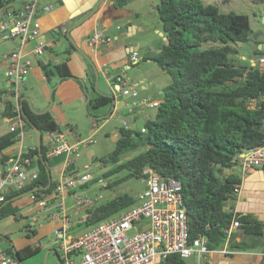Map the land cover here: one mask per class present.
<instances>
[{"label":"trees","instance_id":"16d2710c","mask_svg":"<svg viewBox=\"0 0 264 264\" xmlns=\"http://www.w3.org/2000/svg\"><path fill=\"white\" fill-rule=\"evenodd\" d=\"M131 1L115 0V6L123 7ZM9 4L10 0H0V10ZM157 10L167 40L160 51L150 57L169 73L171 82L160 95L154 116L147 118L141 128L120 127L121 135L110 156L116 165L103 176L108 178L121 170L128 172L121 179L109 181L112 187L129 177L141 179L144 170L150 167L162 176L177 179L182 185L190 236L205 234L212 250L227 242L229 233L225 229L234 219L240 221L245 234L261 236L264 227L259 220L234 210L233 201L242 183L241 176L225 173L235 165L236 154L264 143V102L262 108L248 105L251 99L264 97V71L258 64H243L233 57L236 45L251 41L253 29L249 15L233 10L223 12L216 4L202 0H159ZM70 44L75 47L72 42ZM255 53L262 55L264 50L256 49ZM41 65L48 80L52 74L62 79L74 77L66 61L53 65L41 62ZM0 98L2 117L13 116L14 102L10 93L0 90ZM112 103V95L99 93L90 99L88 108ZM23 111L29 116L26 126L41 129L42 138L45 132H64L50 109L36 112L23 100ZM92 116L97 122L102 120ZM19 144L16 132L8 130L0 135V166ZM48 149L49 145L43 142L44 161L38 145L28 150L26 154L32 156L33 164L39 167V177L20 191L5 192V199L0 202V221L9 217L28 218L15 204L21 197L16 200L14 197L37 185L46 186L49 183L47 169L51 172V186L29 195L32 202H37L42 191L53 192L58 175L53 177L52 163L63 162L64 156L49 160L46 158ZM122 155L127 158L122 160ZM135 203L136 195L130 193L94 203L85 208L84 219L79 225L89 227ZM26 226L27 238L38 235V226L31 222ZM0 241L5 240L0 236ZM13 247L9 245V252L14 253ZM40 248L26 244L15 250L18 259L25 260ZM166 264L189 263L172 255Z\"/></svg>","mask_w":264,"mask_h":264},{"label":"built area","instance_id":"2783aa9c","mask_svg":"<svg viewBox=\"0 0 264 264\" xmlns=\"http://www.w3.org/2000/svg\"><path fill=\"white\" fill-rule=\"evenodd\" d=\"M40 1L25 2L18 11L0 22V39L18 38L19 42L7 55L9 62L6 76L10 82L8 92L14 102V114L5 119L9 122V130L17 133L20 144L27 125L22 108L23 82L32 65L31 59L25 56L23 46L41 34V23L37 15ZM112 40L113 37L104 26L94 31L89 38V44L97 47L109 44ZM46 47L47 43L41 41L32 51L37 56H43ZM130 60L137 63L138 53L133 52ZM257 64L264 71V54L259 57ZM104 75L109 81L119 84L123 96H139L138 87L132 85L124 72L112 75L105 71ZM263 102L264 97L253 98L248 105L250 108H262ZM133 105H139V101L135 100ZM128 124V120H123V126L128 127ZM99 130L100 126H97L91 135L76 141H71L66 132L47 133L49 149L46 158L52 160L64 156V159L53 192L49 194L42 191L35 203L44 213H48V220L61 221L56 234L59 238L62 264H166L172 255L188 260L195 253L198 255L197 264H201L206 253H229L226 247L210 249L208 237L203 233L191 238L181 183L172 176H162L150 167L144 170L141 180L145 187L136 195L135 204L86 227L77 235H69L71 217L68 210L86 208L103 197L100 194L92 198L78 193L79 187L93 180V172L88 164L85 165L84 172L75 170L76 152L80 146L93 143ZM30 148L35 149L36 146ZM29 149H23L21 145L0 166V202L5 199L6 191H20L38 179L39 167L33 164L32 156L26 154ZM234 164L243 170L264 167V143L236 154ZM108 183L109 181H104L103 186ZM69 196L74 198L71 206L67 203ZM31 220L38 222L37 216H33ZM240 225V221L234 219L225 230L231 233L233 228ZM134 228L137 231L129 235L128 231ZM0 264L22 263L14 253L9 252L8 247L0 245Z\"/></svg>","mask_w":264,"mask_h":264},{"label":"crops","instance_id":"0c3cea01","mask_svg":"<svg viewBox=\"0 0 264 264\" xmlns=\"http://www.w3.org/2000/svg\"><path fill=\"white\" fill-rule=\"evenodd\" d=\"M27 1L29 0H20V5L14 7L13 0H10L8 7L0 10V18L11 16ZM99 1L100 0H41L39 2L37 15L41 23V34L23 46L25 56L32 61L30 72L23 82V88L27 87L28 82L34 84L35 81H43L42 87L45 101L39 104L41 107H39L38 110L41 111L49 104L50 95L53 91L55 98L53 105L50 107L52 114L61 123V126H63L61 122L63 121L66 122L65 124L69 129L73 130L74 123L79 125V118L83 111V105L85 106L87 100V94L84 88L85 84L91 98L97 96L99 93L114 95L115 97L111 105H108L106 109H102V115H96L103 120L101 124H99L93 116L91 117L92 120L88 118L83 120L86 125L91 126V133L97 126L103 128L109 124L111 119L123 110L131 112L134 116L133 125L129 126L128 124V127L139 129L144 125L147 119L144 116L148 114L149 110L153 109V111H149V114L150 117L154 116L158 102L161 100V96H156L155 92L152 90V84L156 77L150 71V65L155 62L150 56L155 55L159 51H156L157 48L154 47V38L151 37L150 39L147 33H145L148 31L150 25L144 19L145 10L142 6L137 4L136 1L138 0H133L123 7H116L115 0H103L99 8L93 13L92 11ZM48 6H51L50 9H47ZM91 9L93 10L90 11ZM88 11L90 12L82 17V15ZM104 26L107 27L108 34L113 37L112 42L92 47L89 44V38L97 28ZM152 27L154 31H163L162 26L158 25V23L152 25ZM254 34L255 32L253 30L252 36ZM166 40L165 38V41ZM0 41H9L10 43L8 46H3L0 51L2 57L0 60V70H4V75L6 79H8L6 76L9 62L7 55L19 45V42L18 38L0 39ZM41 41H45L47 47L43 56H37L32 50L34 46ZM70 42H72L75 47H72ZM249 43L252 44L251 41ZM64 44L66 45L65 48L61 49ZM257 44L262 47L264 46V42L261 41H257ZM69 51L70 53H68ZM133 52L138 53L139 61L137 63H133L130 60ZM260 56L261 55H258L256 59L252 58V65L258 63ZM144 57H147V59H144ZM141 60L145 62L141 63ZM62 61L68 63L74 77L62 79L61 82L58 83L60 76L52 74L51 79L48 80L41 62L53 65ZM133 66H137V68L133 74L135 79H133L131 83L139 89V96L137 98L123 96L120 92L119 84L113 80L109 81L104 75L105 71H107L112 75L124 72L127 76L128 70ZM101 77L104 79L102 87L100 86L102 81ZM52 78L56 79L55 83L57 84L54 90H51V88H53L52 86L55 84L52 83ZM96 80L97 84L95 83ZM87 82H89L94 93L89 91ZM159 86L162 87L164 85L161 84ZM9 87L10 82L8 80L7 87L4 90L8 91ZM163 91L164 89H162L160 93H163ZM23 97L27 96L23 95ZM135 100L139 101V105H133ZM28 103L30 106L32 105V101ZM71 105L75 107V110L68 112L66 108ZM130 122L132 121L130 120L129 123ZM62 128L64 129V127ZM8 130L9 128H5L2 133ZM112 131L121 135L120 128L115 127ZM64 132L67 133L71 141L77 140L72 136L70 131L64 129ZM21 145L23 149H29L32 146L27 147L22 142L14 149L12 154L15 153ZM228 173L237 174L242 178V183L237 191V197L233 201L235 212L253 216L259 220L264 227V169L250 168L243 170L237 165L230 168ZM70 197L72 196H69L67 201ZM33 203L34 206L27 210H23L24 206ZM72 203L73 202H70L69 206H71ZM15 204L21 207V213L23 215L28 216V218H26L28 222L38 226L37 236L33 238L26 237L27 240H12V245H14L15 248H20L26 244L33 245V242H35V246L41 247V242L39 241L40 237L51 231L56 233V229L61 225L60 220H48V213H44L39 205L32 202L31 198L26 200L23 198L22 202L18 199L15 201ZM68 212L71 215L74 211L70 208ZM33 216H37L38 225L31 220ZM83 219L84 217L82 215H77L72 225H77V223L82 222ZM240 246L242 248H239ZM224 247L229 251V253L224 254V256L240 255L241 260L246 261L251 259L253 264H264V233L261 236H253L245 234L241 227L233 228L231 233H229ZM251 248L255 250L250 251Z\"/></svg>","mask_w":264,"mask_h":264},{"label":"rangeland","instance_id":"374dc122","mask_svg":"<svg viewBox=\"0 0 264 264\" xmlns=\"http://www.w3.org/2000/svg\"><path fill=\"white\" fill-rule=\"evenodd\" d=\"M205 3H212L216 4L221 11L223 12H229V11H236L238 13H245L249 15L250 21H251V27L254 30V32H258L259 29H261L264 25V0L262 1H256V0H202ZM138 5L142 6L144 8V19L147 21L150 25L147 32V35L153 39V42L155 43L154 47L157 48L156 51H160L161 47L166 43L165 41V35L162 34V31H154V28L152 25H155L158 23V25H161V21L158 15L157 10V4L159 0H138L136 1ZM20 5V0H13V6L17 7ZM10 43L9 41H0V51L2 50L3 46H8ZM65 44L62 46L61 49L65 48ZM237 52L233 54V57L235 60H237L240 63H244L247 65H252V58L256 59L258 57V54L254 52L253 45L250 43H241L236 45ZM159 49V50H158ZM2 59L0 54V60ZM141 63H144V60L140 61ZM137 68V66H133L131 69L128 70L127 76L132 81L134 78V71ZM150 71L151 73L156 77L154 80V83L152 84V90L155 92L156 96H160L162 93V89H165L169 83L171 82V76L169 73H167L162 67H160L156 62L152 63L150 65ZM32 74V73H31ZM53 82L55 83V78H52ZM101 84L102 87L103 84V77H101ZM7 81L4 70H0V90H4L7 87ZM43 81H35L34 84L28 82L27 87L23 88V95H26L29 101H32L31 108L38 110L39 104L43 101H45V98L43 97V87H42ZM97 84V80L95 81ZM149 85L150 82L148 81ZM48 84V83H47ZM164 85L160 87L159 85ZM49 85V84H48ZM57 85L56 83L52 86L54 87ZM151 86V85H150ZM87 87L91 93H94V90H92L89 82H87ZM160 87V88H159ZM53 88H51L52 90ZM55 94L53 95V102H54ZM28 101V100H27ZM28 101V102H29ZM51 99H49V104L43 108L42 110L48 108L53 104ZM108 105L93 108L89 106L87 109L83 105V111L81 113V117L79 125H76L74 123L73 130L69 129L66 122H62V127H64L65 130L70 131L73 137H75L77 140L85 138L89 135H91V126L86 125L83 120L88 118L89 120H92V115H102V109H106ZM3 108V104L1 103L0 98V135L5 130V128H9V122L6 121L2 117L1 110ZM74 106H68L66 110L68 112L75 110ZM155 110V109H154ZM150 112L153 111L149 110ZM145 115V118H150V114ZM147 112V111H146ZM143 117V116H141ZM134 116L131 112H127L126 110L120 111L117 115H115L109 124L104 126L103 128H100L99 132L96 134L94 138V142L88 145H82L80 146L79 150L76 152L75 158V170L77 172H84L85 171V165L88 164L91 166V171L93 172V180L89 181L86 186H81L77 190L78 193L82 195H86L88 197L95 198L97 195H102L103 197L96 201V203L105 202L108 201L120 194L123 193H130L133 195H137L139 191H141L145 187L144 181L138 178L129 177L126 179H123L119 184H115L112 187L103 186L104 181H115L118 179H121L127 175L126 170H121L115 174H112L108 178H105L103 176V173L107 170L112 169L116 162H113L110 159L111 154L116 148L117 140L119 138L118 133H114L112 130L117 127L120 128L123 126V120L128 119L132 122L129 123V126L133 125L134 122ZM143 119V118H142ZM103 120L99 122L101 124ZM43 142L44 144H48L49 137L47 133L45 132L43 135ZM24 145L27 147H30L31 145L37 146L39 143V132L38 130L33 127L32 125H28L25 128L24 132V139H23ZM127 158V155H122L121 159L124 160ZM103 159L109 160L108 162H104ZM54 161L52 163L53 166V177L56 178L58 175V169H61L62 162ZM239 171V168H238ZM229 172V168L225 170V173L227 174ZM29 199L30 195L27 194L20 198V202H22V199ZM74 198L70 197L67 201L68 205L70 202H73ZM34 206V203L31 205H26L23 207V210H27L30 207ZM86 210L85 208L76 210L71 213V224L69 229V235L74 236V234H78L82 230L85 229L84 226L79 225L81 222L77 223V225H72V222L74 221L75 217L77 215L85 216ZM0 232L2 234L8 235V237L11 240L17 241V240H27L26 238V232H27V222L28 220L26 218H19L15 219L14 217L4 219L0 221ZM137 230L131 229L128 231L129 235H133ZM229 237V236H228ZM58 236L55 232H48L46 235L41 236L39 241L41 242V248L38 253L31 256L28 259L23 260L22 264H59L57 253L53 249H57L60 252L59 247V241ZM8 241V240H6ZM6 241H0V245L2 247H9L10 242ZM33 246H35V242H33ZM224 247L221 246L220 248ZM239 248H242L241 246ZM51 250V251H49ZM215 250V249H214ZM255 250L254 248H251L250 251ZM240 255H225L222 253H206L201 259V264H253L251 259L248 260H241ZM247 259V258H246ZM189 264H197L198 263V255L195 253L191 258L188 260Z\"/></svg>","mask_w":264,"mask_h":264},{"label":"water","instance_id":"95a60500","mask_svg":"<svg viewBox=\"0 0 264 264\" xmlns=\"http://www.w3.org/2000/svg\"><path fill=\"white\" fill-rule=\"evenodd\" d=\"M102 1H103V0H100V1H99V3L96 5L95 9L92 11L93 13L99 8V5L102 3ZM92 12H91V13H92ZM93 13H92V14H93ZM92 14H91V15H92ZM87 17H88V16H87ZM4 19H6V18H0V22H1L2 20H4ZM161 33L164 34V31H162ZM165 38L167 39V37H165ZM257 41L264 42V25H263V27H262L258 32H256V33L252 36V38H251V43H252V45H253V50H254V51H255L257 48H258V49H262V48L264 49V46L262 47V46H260L259 44H257ZM97 77H98V73H97ZM61 80H62V78L60 77L58 83H60ZM83 84H84V82H83ZM56 86H57V85H56ZM56 86L53 87V90L56 88ZM84 88H85V90H86V94H87V100H86V102H85V108L87 109V107H88V103H89V101H90V99H91V96H90L89 92L87 91L85 84H84ZM112 98H113V101H114V99H115L114 95H112ZM50 99H51V101L53 102V91L51 92ZM23 100H28V101H29V99H28L27 97H22V108H23ZM52 105H53V104H52ZM52 105H51V106H52ZM51 106H49L48 108H46V109H44V110H41V111H40V110H36V109H34V108L32 107V110H34V111H36V112H45V111H48V110L50 109ZM113 106H114V105H113ZM23 113H24V116H25L26 120L28 121V120H29V116H28L24 111H23ZM35 128H36V129L38 130V132H39V143H38V149H39V153H40L41 159H42V161H44V160H43V155H42V143H43L42 130L39 129L38 127H36V126H35ZM47 171H48V175H49V183H48L46 186H43V185H37V186L33 187V188L30 189V190H27V191L22 192L19 196L14 197V200H16V199H18V198H20V197H23V196H25V195H27V194H30V193H32V192H34V191H38L39 189H46V188H49V187L51 186V184H52V178H51V172H50V170L47 169ZM0 207H1V206H0ZM0 236H1L2 238H4L5 240H8V241L12 244V240H11L8 236L2 234L1 232H0ZM53 250L55 251V249H53ZM49 251H51V250H49ZM13 252H14L15 256L18 258V254L16 253L15 247H13ZM57 256H58L59 264H62L61 259H60V257H59V254H57ZM20 262L22 263L23 260H20Z\"/></svg>","mask_w":264,"mask_h":264},{"label":"flooded vegetation","instance_id":"af4514ba","mask_svg":"<svg viewBox=\"0 0 264 264\" xmlns=\"http://www.w3.org/2000/svg\"><path fill=\"white\" fill-rule=\"evenodd\" d=\"M55 252H56L57 254H59V257H60V259H61L60 252H59L57 249H55ZM61 262H62V259H61Z\"/></svg>","mask_w":264,"mask_h":264}]
</instances>
